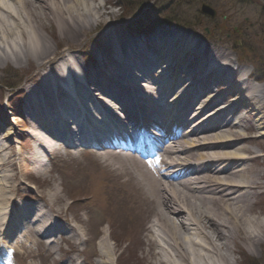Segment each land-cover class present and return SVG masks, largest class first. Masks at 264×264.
Segmentation results:
<instances>
[{
	"label": "bare ground",
	"instance_id": "1",
	"mask_svg": "<svg viewBox=\"0 0 264 264\" xmlns=\"http://www.w3.org/2000/svg\"><path fill=\"white\" fill-rule=\"evenodd\" d=\"M101 1L0 0V69L31 62L41 68L24 98V116L32 125L29 161L44 174L46 154L59 151V122L74 108L83 110L87 122L97 117L120 128L128 123L133 138L140 126L131 122L139 121L157 143L154 156L127 147L104 149L97 158L136 190L151 264H237L231 250L240 242L255 250L264 241V220L255 207L264 191V173L257 165L264 156V84L252 79L249 66L226 45L202 41L189 29L161 26L134 38L126 24L116 23L110 0ZM46 23L55 24L59 45L65 47L59 54L46 38ZM129 26L143 28L137 19ZM81 50L89 63H81ZM149 51L157 54L154 59ZM43 110L50 111V120L43 121ZM187 114L193 117L185 123ZM84 133L79 129L74 135ZM159 133L166 138L162 143ZM8 137L0 127V159L11 150L2 144ZM1 178L0 202L13 205L6 195L18 186H12V177L9 186ZM46 197L32 213L34 223L27 206L16 209L22 223L9 218L13 211L8 218L0 215V238L12 221V230L24 225L33 243L48 251H59L58 235L81 244L83 227L67 237L53 222L60 213L53 206L65 202L60 192L49 186ZM17 236L29 241L27 233ZM95 256L91 264H114L116 253L101 234Z\"/></svg>",
	"mask_w": 264,
	"mask_h": 264
},
{
	"label": "rangeland",
	"instance_id": "2",
	"mask_svg": "<svg viewBox=\"0 0 264 264\" xmlns=\"http://www.w3.org/2000/svg\"><path fill=\"white\" fill-rule=\"evenodd\" d=\"M121 0H110L111 10L117 15L118 21L116 23H123L125 22L122 20L121 16ZM129 1V0H126ZM173 1L178 0H138L137 4H150L147 6V12H155L158 8H163L168 5V2L173 3ZM244 1V2H243ZM99 4H102L103 2L99 0ZM202 3L209 4L217 11V16L215 18H209L205 15L200 14L199 7ZM179 15V19L185 21L189 24H194V29L196 33H199L202 35L204 30H208V42H211L212 44H221L226 45L230 50L236 51L237 56L240 58L245 59V62L249 63V61L256 60L253 56H260L264 54V2L263 0H184L181 9H177ZM146 14V13H144ZM41 18V27H40V33L43 35V16H40ZM45 28V35L46 38L49 39V41L53 42L56 46L57 52L59 54V51H62L65 49V47H62L59 45V40L57 37V28L55 24H44ZM52 36H54L52 38ZM93 36V35H92ZM52 39H51V38ZM19 37L17 38V40ZM200 39L203 40L202 37ZM238 43L237 46L234 44ZM81 47V45H80ZM251 50L255 53L254 55L249 51ZM82 49V48H79ZM56 54L55 56H58ZM236 55V54H235ZM40 67L35 62H31L30 64L26 66H19L10 63L8 67L0 69V85L8 84V83H16L17 81L21 83V87L25 85V83L30 82V80H33L35 78V75L40 71ZM249 69L252 70V68L249 66ZM264 69V66H263ZM23 81L25 83L23 84ZM9 92H5L4 89L0 86V102L5 101L6 98H8ZM13 120V119H12ZM17 121V120H15ZM20 127V124L18 125ZM18 131V130H17ZM20 132L18 131V134ZM257 151L258 148L254 147ZM23 148L20 149V155H25V151H22ZM263 159V158H262ZM262 159H260L259 162H257V165L259 167V170L261 173H264V167L262 166ZM20 160V159H19ZM18 158L15 162L17 164V170L13 169H5L3 168V172L9 173L12 176L17 175L16 178H18V182L20 185V189L13 194H7V197L12 198L15 197V199L20 202L21 200H30L33 204L35 202H39V196H42L41 200L43 201V194L44 198L46 199V193L48 192L49 186H55L57 187V190L60 192L61 197L64 198L65 202L62 206H53L54 209L60 208L62 214H65L67 217L73 216L76 217L73 213L70 212V214L67 213V207L69 205L68 195L71 193L70 189L73 188H67L62 183V176L60 174V170L65 165L63 164L62 167H56V163L51 161L52 163H46L45 172L43 174L39 173L36 169L30 170L28 169H22L19 167L18 164ZM85 162H87L85 159H80ZM82 164H84L82 161H80ZM9 170H12V173L9 172ZM25 174L27 177L30 178L31 182L34 183V187L31 188L33 191L28 189L25 185L22 184V182H27V178L25 177ZM264 183V180H262ZM85 186H83L86 190L90 191L93 196L85 200V203L87 205H91L89 207L94 208V206L98 207L100 212L98 214L91 215L89 222H85L86 230L85 232V238H86V245L88 246V249H92L96 252V241L93 240L92 230L97 231L98 227H95L92 229V223L95 221L104 220V217L110 218L111 215L113 217H119L123 222V227L126 225V229L130 230V225L127 226V222L129 221V216H133V207L131 205L133 203H136L140 222L142 220V209L140 210V199L137 197H132L131 199H127L128 192L125 190V187L122 189H118L115 185L113 186H107V184L102 183H96L92 184L89 183L86 179L83 181ZM5 185H10L5 184ZM63 185V186H62ZM75 186H78L77 184ZM93 186H98L94 189ZM104 186V187H103ZM77 190V189H75ZM109 190V191H108ZM121 193H126L123 197L122 195L118 197V200H116V196H118ZM128 194V195H127ZM30 195V196H29ZM261 199V198H260ZM259 201V199H258ZM77 208L76 206H74ZM259 208V207H258ZM260 213L257 212V216H259L260 219L264 220V207H261L258 209ZM77 214L79 217H84L83 214ZM78 218V217H77ZM92 219V221H91ZM112 220V218H110ZM114 226L113 228L114 232H117L119 236H117V246L114 245L108 238L109 244L114 249L116 256L121 253L122 250H124L126 253L124 254V258H126L128 262V257L130 259L129 264H151L152 257L148 255L149 249L146 245H142L141 242V223L137 224L133 227L134 229V237H131L130 235H124L121 232H118V229L120 230L119 223L116 221V219H113ZM113 225V222H112ZM118 228V229H117ZM101 235H104L105 237L108 236V228L107 226L100 227ZM103 231V232H102ZM88 233V234H87ZM145 241V234L142 235ZM127 238L131 241L129 245L125 248L126 244H124V239ZM90 241L93 243L90 245ZM61 252L59 251V255L55 254L53 256L52 260H49L47 255L41 250L39 251L38 255L36 257H31L28 253H24V255L20 256V258L16 259V264H52L54 260L56 261L55 264H59L58 261H62V263L66 264V261H68L72 255L69 253V251H72L69 248H65L63 244H61ZM117 247H119L121 250H119ZM264 247V241L261 242L258 247L255 250H251L247 245L243 244L242 242L239 243V245L236 248H233L231 250L232 252V259H234L237 264H241V259L239 256L242 253L248 254L250 256H253L255 258H258V262L262 261L264 262V256L261 257V249ZM83 246L80 248L82 249ZM69 250V251H68ZM78 256H74L78 262V264H91L93 262V259L91 258V255L88 258L87 252L80 253L78 247ZM130 255V256H129ZM58 260V261H57Z\"/></svg>",
	"mask_w": 264,
	"mask_h": 264
},
{
	"label": "trees",
	"instance_id": "3",
	"mask_svg": "<svg viewBox=\"0 0 264 264\" xmlns=\"http://www.w3.org/2000/svg\"><path fill=\"white\" fill-rule=\"evenodd\" d=\"M134 1L135 0H129L127 3L125 2V4H123V8H124V10H123V15H131V14H133V11H135L136 10V7H140L141 6V4H134ZM263 256H264V254H263ZM247 264H264V262H258V260H249V261H247Z\"/></svg>",
	"mask_w": 264,
	"mask_h": 264
},
{
	"label": "water",
	"instance_id": "4",
	"mask_svg": "<svg viewBox=\"0 0 264 264\" xmlns=\"http://www.w3.org/2000/svg\"><path fill=\"white\" fill-rule=\"evenodd\" d=\"M202 11L208 13L209 15H214V12L207 6H202Z\"/></svg>",
	"mask_w": 264,
	"mask_h": 264
}]
</instances>
